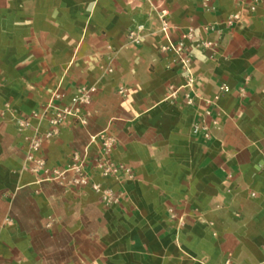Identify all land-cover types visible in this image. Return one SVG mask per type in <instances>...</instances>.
Returning a JSON list of instances; mask_svg holds the SVG:
<instances>
[{
  "label": "crops",
  "instance_id": "1",
  "mask_svg": "<svg viewBox=\"0 0 264 264\" xmlns=\"http://www.w3.org/2000/svg\"><path fill=\"white\" fill-rule=\"evenodd\" d=\"M248 1L0 0V264H264V8ZM189 34L188 74L163 47ZM89 89L86 124L29 154L50 128L18 122ZM102 133L122 187L95 168ZM74 155L109 194L56 179Z\"/></svg>",
  "mask_w": 264,
  "mask_h": 264
},
{
  "label": "built area",
  "instance_id": "2",
  "mask_svg": "<svg viewBox=\"0 0 264 264\" xmlns=\"http://www.w3.org/2000/svg\"><path fill=\"white\" fill-rule=\"evenodd\" d=\"M212 0H202V6L206 9L214 10V7L211 4ZM234 2L242 7L246 2L245 0H234ZM248 3V10L250 13H254L257 8L261 7L264 8V0H250ZM166 15L165 12L162 13L161 20H162V31L165 32L167 28L166 22ZM241 21V16L239 14L232 16L229 19V24L238 23ZM208 30V29H206ZM191 39L192 35L189 34L187 37L182 36V39L177 42V45L174 46L168 40L167 46L163 47L164 51H173L177 56V61L181 65L182 69L189 74L190 70L188 67L189 58L187 49L183 43L185 39ZM210 44H206L204 46L208 47ZM191 82V78H190ZM93 89L85 90L78 92L74 96L71 97L69 104L67 105H59L55 103H50L42 113H34L31 114L30 117H25L18 122V126L20 128H29L30 123L29 120H35L38 123L46 122L48 127L50 128L49 131L44 133H39L35 130V134L29 139L28 150L30 153H36L39 151L42 143L49 140L50 138L56 136L59 132L60 127L62 126L63 121L68 117H74L76 121L81 124L85 125L86 121L84 118L83 110L91 103V93ZM121 93H125V91H121ZM188 104L191 105L193 103L192 98H188ZM206 116H210V112L206 111ZM193 134L197 135L199 133L203 134V137L206 140L210 139L209 135V128L206 125H196L193 127ZM115 144L114 137L109 133H102L99 136V147L96 152L95 161V168L100 174V176L104 179H114L121 187L123 184L131 180L133 178L132 171L123 164H118L113 162L111 158V150L113 145ZM29 160H32V156H28ZM72 165L66 167V169L62 173H54L56 179H63L65 175L69 179L67 180L68 186L73 187H90L92 191L99 193L102 192L104 195L109 194L108 190L102 191L101 187L95 183H92L87 178V172L85 171V159L80 158L78 155H74L72 159ZM36 165L38 168L44 166L43 160H36ZM65 177V178H66ZM124 191L121 188V191L117 193V195L109 201V203H117L120 197L123 195ZM106 200V197L103 198ZM180 225L183 224V221L179 220Z\"/></svg>",
  "mask_w": 264,
  "mask_h": 264
}]
</instances>
